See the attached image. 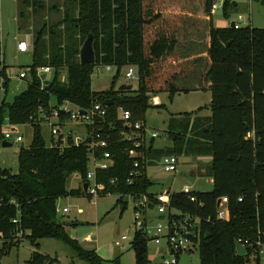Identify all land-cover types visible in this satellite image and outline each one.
Masks as SVG:
<instances>
[{"label":"trees","instance_id":"obj_1","mask_svg":"<svg viewBox=\"0 0 264 264\" xmlns=\"http://www.w3.org/2000/svg\"><path fill=\"white\" fill-rule=\"evenodd\" d=\"M31 2L36 9L45 7L43 0H24L20 18H25V8ZM214 3V0H78V7L73 11L66 9L56 23H49L46 18L39 23L36 19L33 62L25 77L28 86L12 102L6 99L0 102V140L4 141L2 127L6 122L33 127L31 144L20 149L19 172L13 174L0 168V264L25 238L36 248L28 264H58L57 258L39 251L43 238L62 240L89 264H120L119 256L104 259L95 249H87L71 237L66 228L76 227L80 222H61L57 217L60 198L92 197L84 189V182L91 169L89 144L96 133L108 142L106 148L96 150V155L109 151L112 160L109 168L96 169L98 195L119 196L117 204L123 205L121 214L128 207L124 198L132 197L135 202L144 194L150 197L148 209L153 212L155 195L160 192L152 191L157 182L148 174V166L154 160L182 154L212 157L206 167L214 180L211 190H169L173 208L202 219L200 264H250L253 255L255 264L264 262L257 245L260 242L264 246V27L219 28L213 21ZM231 3L236 4L225 0V13ZM90 35L94 36L96 61L84 65L80 53ZM201 36H209L211 41L210 65L202 78L211 82L212 115L192 120L204 107L180 113V119L177 123L172 119V129L168 131L173 147L156 149L152 142L145 141L151 96L170 92L172 100L177 91H190L172 86V81L185 71L174 53ZM96 66L117 68L110 88H92ZM125 66L135 68L138 86L120 91L117 79ZM41 67L52 68L54 75L48 84L38 74ZM63 70L66 81L61 77ZM0 75L7 92L9 78L5 68ZM108 100L112 101L110 105L106 103ZM66 102L83 110L99 103L107 113L88 126L91 136L88 140L76 145L70 138L69 145L63 147L60 139L56 146L49 147L42 134L40 110L49 111ZM120 109L130 112L129 120L121 118ZM137 122L143 123V128L135 129ZM132 151L136 155L132 156ZM74 173L81 176L82 184L69 189L67 180ZM222 197L229 199V216L225 220L217 218V202ZM18 216L20 224L13 222ZM20 230L24 232L22 237L18 236ZM147 234L136 229L131 244L135 264H152ZM239 238L253 244L248 246L245 256L237 252Z\"/></svg>","mask_w":264,"mask_h":264},{"label":"rangeland","instance_id":"obj_2","mask_svg":"<svg viewBox=\"0 0 264 264\" xmlns=\"http://www.w3.org/2000/svg\"><path fill=\"white\" fill-rule=\"evenodd\" d=\"M24 0H0V71L5 68L6 76L9 78L8 91L0 87V102L6 99L12 102L16 95L24 91L28 86V79L21 78L20 73L26 71L33 62V50L20 52L17 50L19 41L24 40L26 34L31 35V43L34 41V23L43 22V18L50 23H56L61 18L66 9L71 11L78 7V0H43L44 9L31 5L26 6L25 18H20L19 9ZM42 1V0H41ZM218 8L215 11V20L217 27H231V23L238 20L239 16L244 17L241 22L242 27L252 25L255 27H264V5L263 0H231L236 4L230 5L228 12L225 13V0H214ZM55 6V7H54ZM60 10V14L58 11ZM62 15V16H61ZM205 36H201L203 38ZM185 47V46H184ZM203 61L200 60V66ZM128 66L121 69L117 79L118 86L123 83L132 84L137 88L138 77L133 79L126 78ZM62 80H67V74L62 71ZM117 72V68L106 70L105 66H96L92 73V88L94 90L108 89L112 85V80ZM52 73L42 74L41 77L50 80ZM4 79L0 75L1 79ZM180 96V97H179ZM208 99L203 93H191L190 95L181 94L175 98L174 109L178 111L196 110L207 103ZM52 103L55 104V99ZM173 109V110H174ZM153 109L147 112L146 132L148 138L155 131L158 136L154 141L156 145L163 146L172 143L169 133L164 131L161 123L162 119ZM42 134L46 142L50 143V130L47 125L42 126ZM74 132L80 135L85 134L83 126H75ZM21 135L23 140L15 141V137ZM33 139V127L31 124H23L17 127L13 137L9 141L12 146H3L0 140V168L8 169L13 174L19 172V153L22 147H28ZM190 156L182 155L179 158L180 164L176 172L166 173L159 160H154L148 166V174L157 184L152 188L153 191H161L170 185L174 189H182L184 185H193L194 190H209L212 186L209 184V178L200 174L197 165L190 163ZM204 166L206 162H201ZM91 168V165H90ZM202 170V169H201ZM82 184V178L78 173L72 174L67 180L69 189H77ZM119 196L109 194L106 196H69L60 198L57 201L58 220L71 221L78 220L80 224L76 227L68 226L67 230L74 235L79 243L87 249H95L104 259H113L119 256L120 264H135V251L132 249V241L136 233L134 199L126 197L124 200L128 203L127 209L122 213V203L117 204ZM64 207L69 208L70 212L61 211ZM153 215V214H152ZM150 221V220H149ZM156 220L149 224L148 228V255L152 264H162L165 259H171L172 255L165 250L163 244H156L152 241V228ZM39 251L58 259V264H89L87 261L76 256L74 250L66 245L62 240L54 238H43L39 241ZM119 243V244H117ZM1 246V242H0ZM36 248L29 239L25 238L19 247H15L11 252L4 256L1 264H28L31 253ZM264 263V262H263ZM190 264H200V248L196 247L190 253Z\"/></svg>","mask_w":264,"mask_h":264},{"label":"built area","instance_id":"obj_3","mask_svg":"<svg viewBox=\"0 0 264 264\" xmlns=\"http://www.w3.org/2000/svg\"><path fill=\"white\" fill-rule=\"evenodd\" d=\"M217 3L213 4V10L217 9ZM244 21L242 15L239 16L238 20L234 22V28L242 27L241 22ZM30 49L33 50L31 43V35L27 34L25 40H22L18 44V50L20 52H27ZM106 70L110 71L112 68L106 66ZM52 73L51 67H41L38 71V74ZM26 71L20 73L21 78L26 77ZM135 77V68L129 67L126 72L127 79H133ZM46 80V79H45ZM0 87L2 90H5L4 79H1ZM40 124L47 125L50 130V143L49 147H54L57 145L58 141L62 139V146L69 145L70 138L73 139V142L76 145H79L81 142L88 140V126H91L95 123L97 118H102L106 115L107 109L97 103L91 109L83 110L78 106H75L69 102H66L63 105L58 107H51L49 111L43 109L40 110ZM120 116L123 120L127 121L130 119L131 114L129 111L120 109ZM75 126H83L85 130L84 135H80L78 132H74ZM16 125H12L9 122H6L3 125V135L5 141H10L13 137V133L17 130ZM135 129L143 128V123L137 122L134 125ZM146 130V128H145ZM158 132H153L152 137H157ZM93 142L89 144L91 152L90 165L91 169L88 172L87 180L84 184H88L87 193L89 195L96 196L98 195V189L96 184V169H107L112 165L111 155L109 151H104L101 156L96 155L97 149L106 148L108 146L107 140L103 139L100 133H96L93 137ZM127 138L131 139V136ZM23 140L21 135L15 137L16 142ZM139 146L140 143H137ZM136 155V152L132 151V156ZM162 169L166 173L176 172L179 167V159L176 155H167L161 158ZM138 164H136L137 166ZM131 175H134L132 173ZM130 182L131 179L129 180ZM191 190L185 189L184 192H190ZM156 204L154 206L153 212L149 211V202L150 197L148 195H141L137 201L134 202L135 209V224L138 229L145 230L148 233L149 224L156 220V224L152 228V241L156 244H163L165 250H167L171 255V259H165L162 264H182V257L188 255L196 247H200L201 243V222L202 219L197 215L189 212H183L173 208L171 205V192L168 189L161 190L156 195ZM192 201H195L194 197H191ZM242 200V198H240ZM217 202V218L220 220H225L229 216V199L228 197H222ZM64 213L69 212L68 208L62 210ZM150 213H149V212ZM152 215V214H154ZM150 220V221H149ZM210 221V219H207ZM13 222L16 224L21 223L20 216L13 219ZM24 234L23 230H20L18 236L22 237ZM243 245L246 249L253 244L249 243L246 239L239 238L238 242ZM119 244V243H117ZM260 246V253L264 255V246L257 243ZM251 263L255 264V256L251 257ZM264 264V263H262Z\"/></svg>","mask_w":264,"mask_h":264},{"label":"crops","instance_id":"obj_4","mask_svg":"<svg viewBox=\"0 0 264 264\" xmlns=\"http://www.w3.org/2000/svg\"><path fill=\"white\" fill-rule=\"evenodd\" d=\"M233 2H235V1H233ZM215 3H217V2L215 1ZM216 10L217 9L213 10V21H214L215 26H217L216 20H215V11ZM19 42H18V44H19ZM18 44H17V50H18ZM210 46H211L210 37L205 36L203 38H198L196 40H193V41L187 43V45H185V47L177 49L174 53L175 55L178 56V58L182 62V65H183L185 71L182 75L176 77L172 81V86L175 89H184V90H190V91H188V92L187 91L186 92L185 91H177L172 100L170 99V95H171L170 92L153 93V95L151 96L150 104L152 105V108H150V109L155 110L156 111L155 113L161 117V119H162L161 123L165 127L164 128L165 132H166V130L168 132L169 129H172L170 127L172 119L176 120L175 122L177 123L178 120L180 119V115H179L180 113L191 112V111H178V110L174 109L175 98L178 95H181V94L190 95L191 93H199L200 92V93H203L204 96H206V98L208 99L207 103L204 106H201V107H204V109L201 112L194 114L192 116V120L196 117L204 118V117H210L212 115V111L210 109V104H211V100H212V93L210 90L211 82L208 80H204V78H202L204 76L207 68L210 65V59H209V55H208ZM200 60L203 61L201 66H200ZM192 111H194V110H192ZM146 117H147V115H146ZM146 123H147V119H146L145 125H146ZM155 132H157V131H155ZM168 136L171 137L170 134ZM154 139H155V137L153 138L152 134H151V138H148L147 132H146L145 141H147V143L152 142V145L154 146V148L163 149V148H166L168 146L173 147L174 142L169 143L167 145L164 144L163 146H159V145L155 144ZM182 155H186V154H182ZM182 155H178L177 156L178 159ZM186 156H190V159H191L190 163L192 164L194 162L197 165L198 170H199L198 172L200 174L206 175V177L209 178V184L213 188V182H214L213 177L208 175V171L206 168L208 163L211 162L212 157H210V156H197L196 157L193 155H186ZM161 158L158 159L159 162L161 161ZM201 162H206L207 165L204 166ZM179 164H180V161H179ZM172 186L173 185H170L166 189L171 190V191H184L185 189L194 190L193 185H184L182 189H174ZM209 190H211V189H209ZM209 190H194V191H209ZM154 192H158V191H154ZM64 208H67V207H64ZM69 212H70V210H69ZM71 221H78V220H71ZM71 221H67V222H71ZM72 227L73 226H71V228ZM68 233H69V231H68ZM69 234L71 235V237L72 236L74 237V235H72L71 232Z\"/></svg>","mask_w":264,"mask_h":264},{"label":"water","instance_id":"obj_5","mask_svg":"<svg viewBox=\"0 0 264 264\" xmlns=\"http://www.w3.org/2000/svg\"><path fill=\"white\" fill-rule=\"evenodd\" d=\"M231 27H234V22L231 23ZM80 60L81 63L84 65H90V64H95L96 61V52L94 48V36L90 35L85 42L83 43V46L81 48V53H80ZM49 81H46V84H48ZM133 85L129 83H123L119 86L118 90L120 91H125V90H132ZM108 105L112 103L111 100H108L106 102ZM3 146H12V144L8 141H3L2 142ZM88 184H84V189L87 190ZM220 204V201H218V205ZM236 248L237 252L239 255L245 256L248 254L247 249L241 245L240 243H236ZM182 264H190V257L188 255H184L182 257Z\"/></svg>","mask_w":264,"mask_h":264}]
</instances>
